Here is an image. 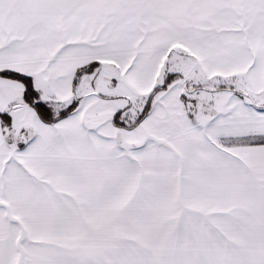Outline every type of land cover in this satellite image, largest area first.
I'll return each mask as SVG.
<instances>
[{
    "label": "snow or ice",
    "instance_id": "1",
    "mask_svg": "<svg viewBox=\"0 0 264 264\" xmlns=\"http://www.w3.org/2000/svg\"><path fill=\"white\" fill-rule=\"evenodd\" d=\"M0 264H264V0H0Z\"/></svg>",
    "mask_w": 264,
    "mask_h": 264
}]
</instances>
